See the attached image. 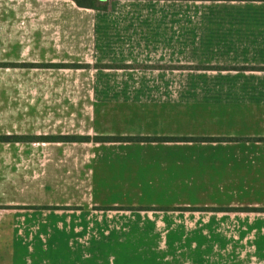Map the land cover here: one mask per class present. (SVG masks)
Wrapping results in <instances>:
<instances>
[{
	"label": "crops",
	"instance_id": "1",
	"mask_svg": "<svg viewBox=\"0 0 264 264\" xmlns=\"http://www.w3.org/2000/svg\"><path fill=\"white\" fill-rule=\"evenodd\" d=\"M165 1L0 0L2 28L59 34L0 47L58 98L27 136L90 138L2 143L29 163L0 168V264H264V2L187 1L182 23Z\"/></svg>",
	"mask_w": 264,
	"mask_h": 264
},
{
	"label": "rangeland",
	"instance_id": "2",
	"mask_svg": "<svg viewBox=\"0 0 264 264\" xmlns=\"http://www.w3.org/2000/svg\"><path fill=\"white\" fill-rule=\"evenodd\" d=\"M2 4L0 3V47L7 45L10 42L24 41L29 38L30 35H44L51 37L52 40L59 35L54 30L48 31L50 34L44 33H28L22 30L20 27L17 30L4 29L3 26L11 24V16L7 13L6 6L11 8V4L5 3L4 10H2ZM98 6H102L101 1H96ZM162 3H159L161 7ZM165 9V17L168 18H181L182 23H187L188 13V2L186 1H171L167 0L163 3ZM149 8H153L151 2L148 3ZM108 8V7H107ZM9 10V9H8ZM5 11V12H3ZM4 17V19L2 18ZM8 18V19H7ZM19 22L18 24H23ZM22 27V26H21ZM56 33V34H55ZM2 56V55H1ZM27 70H17L13 68L0 67V136H27L38 132V129L33 127V124L29 122L30 108L37 110L39 107L45 105L51 106L57 101L58 98L51 96H36L34 92L38 86H35V81L30 82ZM43 132V131H40ZM26 145H12L0 143V156L2 155L5 159L0 160V168H27L28 167V150ZM16 157V160L13 159ZM113 199V198H112Z\"/></svg>",
	"mask_w": 264,
	"mask_h": 264
},
{
	"label": "trees",
	"instance_id": "3",
	"mask_svg": "<svg viewBox=\"0 0 264 264\" xmlns=\"http://www.w3.org/2000/svg\"><path fill=\"white\" fill-rule=\"evenodd\" d=\"M77 6L82 8L97 9V0H72ZM111 1V0H109ZM113 1V0H112ZM180 1H221V0H180ZM222 1H258L264 2V0H222ZM101 9H105V6H101ZM2 66V65H1ZM10 67H22L29 68L33 67L29 64H10ZM61 65H42V67H60ZM45 141V142H77V141H89L88 137H74V136H48V137H31V136H0V143H22V142H32V141ZM94 141L98 142H129V141H146V142H189V141H221L225 139L220 138H187V137H177V138H129V137H95ZM261 141H264L262 139Z\"/></svg>",
	"mask_w": 264,
	"mask_h": 264
},
{
	"label": "water",
	"instance_id": "4",
	"mask_svg": "<svg viewBox=\"0 0 264 264\" xmlns=\"http://www.w3.org/2000/svg\"><path fill=\"white\" fill-rule=\"evenodd\" d=\"M101 1H106V0H101Z\"/></svg>",
	"mask_w": 264,
	"mask_h": 264
}]
</instances>
